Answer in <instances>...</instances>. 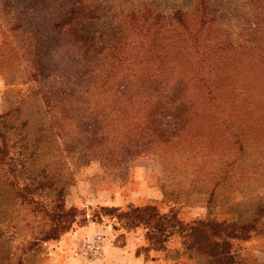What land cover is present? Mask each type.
Here are the masks:
<instances>
[{
	"label": "rangeland",
	"instance_id": "374dc122",
	"mask_svg": "<svg viewBox=\"0 0 264 264\" xmlns=\"http://www.w3.org/2000/svg\"><path fill=\"white\" fill-rule=\"evenodd\" d=\"M198 241L264 264V0H0V264Z\"/></svg>",
	"mask_w": 264,
	"mask_h": 264
},
{
	"label": "trees",
	"instance_id": "16d2710c",
	"mask_svg": "<svg viewBox=\"0 0 264 264\" xmlns=\"http://www.w3.org/2000/svg\"><path fill=\"white\" fill-rule=\"evenodd\" d=\"M256 25V24H255ZM249 26H251L249 24ZM241 212V210H240ZM258 213H261L260 210L258 208H254V212L253 215H256ZM247 217L242 216V213H239L238 216H236L235 218L231 219L230 222H226V219H222V220H215L213 217L210 218V228L212 223L216 222L215 226H213V228H215V237H217L220 241H223V236H235V238H239L241 240V245L242 243H244L245 241L248 240L249 234H244V232H246L245 230H243L241 224L244 223L247 219ZM255 221L256 219L253 218ZM208 219L205 218L201 223V225L205 226H201L202 230L207 231V229L209 228L208 226ZM229 224H237V229H233V228H229L227 227ZM198 226V225H197ZM197 226H192L189 229H193V230H197ZM200 226H198L199 228ZM204 231V232H205ZM203 235V234H202ZM208 241V240H207ZM230 242L228 240L225 241V245H227L228 247H230L229 244ZM219 243L217 242L216 245H218ZM210 246V244L208 245L206 241L202 242V241H198L196 243V249L198 251H200V258L196 264H201V263H214V264H221V262H225V264H252V263H247L248 258L246 257V246L241 248H238L236 250H229L230 248H227L226 250H215L213 249L212 251L208 250V247ZM213 246V244H212ZM240 247V246H239ZM200 249V250H199ZM205 251V252H203ZM203 252V253H202ZM208 254V255H207ZM253 264H261L258 262H255Z\"/></svg>",
	"mask_w": 264,
	"mask_h": 264
},
{
	"label": "crops",
	"instance_id": "0c3cea01",
	"mask_svg": "<svg viewBox=\"0 0 264 264\" xmlns=\"http://www.w3.org/2000/svg\"><path fill=\"white\" fill-rule=\"evenodd\" d=\"M89 228L88 227H85V228H83V229H81V230H78V234H82L83 232H85L86 230H88ZM69 238V236H66V238ZM67 238V239H68ZM108 248H111V247H108ZM112 251V250H111ZM120 251V250H119ZM123 259H124V261H123V263L121 262L120 264H128L129 263V261H130V256H129V254L127 255V256H125V257H123ZM94 263V262H93ZM92 263V264H93ZM139 264H140V262H138Z\"/></svg>",
	"mask_w": 264,
	"mask_h": 264
}]
</instances>
